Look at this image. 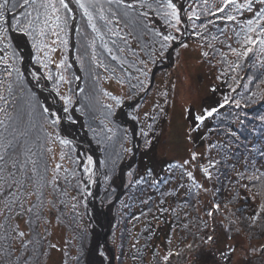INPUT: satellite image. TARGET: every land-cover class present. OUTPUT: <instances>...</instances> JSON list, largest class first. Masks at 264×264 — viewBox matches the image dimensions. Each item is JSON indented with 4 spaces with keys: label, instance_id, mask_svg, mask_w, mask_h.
I'll return each mask as SVG.
<instances>
[{
    "label": "snow or ice",
    "instance_id": "6c2138e0",
    "mask_svg": "<svg viewBox=\"0 0 264 264\" xmlns=\"http://www.w3.org/2000/svg\"><path fill=\"white\" fill-rule=\"evenodd\" d=\"M198 7L200 11H197ZM244 13L249 16L241 23L238 17ZM208 17L220 20L225 25L219 29L221 34L238 45L225 44L231 56L235 57L228 65L232 72L237 73L232 77L233 84L239 86L238 72L251 57H255L260 67L264 68V0H212L211 4L209 0H202L200 4L192 0L187 7L177 0H0V264H48L51 250L61 251L57 244L49 240L53 221L60 224L61 209L68 206V187L61 186V173L67 185L71 172L80 185L78 196L87 195V185L83 181H91L93 177L91 156L82 161L78 156L73 157L70 151L63 150L69 148L71 141L56 131L60 120L51 118L55 113L39 106L34 97L29 96L25 101L23 73L18 67L24 59L22 49L30 47L32 62L40 68L49 69L50 65H54L55 75L49 70L45 76L63 100V112L67 114L72 106V98L60 93V85L72 83L65 73L73 65L68 63L64 52L69 49L73 33L77 41L74 45L77 49L76 59L82 71H88L99 80L102 77L98 69L112 74L125 68L135 69L139 75L135 77L136 84L132 87L145 91L149 64L156 63L177 41L176 33L180 32V25L185 19L192 23L195 31L197 27L207 29L208 24L215 23ZM196 21L200 23L196 24ZM229 23L235 25L231 34L227 31ZM181 46L188 47L183 43ZM57 52L60 53L59 60L54 58ZM201 54L208 55L207 52ZM251 66L255 68L256 64L252 63ZM74 78L80 79L78 75ZM112 78L107 77L109 80ZM247 81L243 84L246 90L255 86L257 91L253 92V96H264V87H261L264 79L249 75ZM116 83L123 87L125 81L117 78ZM229 87L231 91H236V87ZM17 89L21 93L19 96ZM104 95L114 101V105L105 106L110 110L122 104L119 96L109 92H104ZM231 100L232 97L224 96L219 107L223 108ZM234 102L239 107L240 102ZM217 112L218 108H210L197 114L194 117L195 129H199L207 118ZM144 115L154 122L157 119L155 114ZM132 118L139 119L138 115ZM68 119L72 120V117L69 115ZM148 129L151 131L152 125H148ZM195 129L190 130L189 138ZM143 135L147 137L148 132H143ZM108 138L111 139V136ZM145 143L150 141L146 139ZM57 144L61 149L58 159L54 147ZM64 161L69 163V167L64 166ZM197 161L198 153L193 151L183 165L171 167L184 168ZM220 163L219 160L209 159L207 166H199V171L205 179L211 180L213 172L210 169ZM72 165L82 166V173ZM185 172L192 181V187L204 190V185L197 183L193 171L185 168ZM239 177H246L249 181L248 185L242 187L252 193L253 200L256 201L257 197L260 199L253 213L246 218L248 242L241 248L234 243L227 244L219 251L217 264H228L237 253L243 254L244 264H264V243H251L255 234L252 230L259 227L264 234V171L239 173ZM253 188L258 190L253 192ZM78 196L71 197L75 201L71 204L73 210L79 202ZM212 207L219 210L220 205L213 204ZM214 214L212 210L207 213L210 217ZM207 227L205 222L204 228ZM227 231L239 235L243 230L229 227ZM201 239L210 247L216 244L214 230ZM187 247L191 249L192 245ZM64 255H68L66 250ZM99 255L104 257V252L100 251ZM172 255L169 252L163 257L165 264ZM75 259L79 264V257Z\"/></svg>",
    "mask_w": 264,
    "mask_h": 264
},
{
    "label": "rangeland",
    "instance_id": "374dc122",
    "mask_svg": "<svg viewBox=\"0 0 264 264\" xmlns=\"http://www.w3.org/2000/svg\"><path fill=\"white\" fill-rule=\"evenodd\" d=\"M180 1L177 0L178 3ZM187 23L188 36L182 40L185 31L182 30L181 24V30L176 33L178 39L175 42L187 44L188 47L184 48L181 44L176 47L173 50L172 61L168 62L169 66H165L164 70L159 69H163L161 66L167 64L165 55L154 63V68H156L154 75L157 73L154 80V114L159 119L163 110L167 109V115L163 123H158L157 120L154 122V140L148 151L152 154H147L145 151L147 158H144V152L141 153L149 144L145 143L146 139L151 142L149 136L143 135L144 129L147 127L144 120L146 108L136 109V105L144 96L145 91L125 102H133L139 97L136 103L126 109V114L130 119H133V115L140 117V119H133L138 126L137 154L134 156L133 140L126 129L128 126L122 123V119L117 114L125 103H122L120 107H112L111 110L105 107L114 105V101L110 97H106L104 92L119 96L121 99H130L126 88L121 87L114 80L102 77L100 83L95 84L90 90L83 89V99L82 97L76 99L78 80H75L71 73V70L75 73V67L69 57L70 45L69 49L65 50L68 63L73 65L65 75L72 80V83L61 84L60 93L72 98L71 108L74 106L76 113L81 116L86 133L96 149L100 169L97 203L105 209L116 199L110 209L112 220L107 234L108 244L114 250V264H165L163 257L169 252H172L173 255L169 257L167 264H217L219 251L227 244L234 243L237 248H241L248 242L246 234L249 229L246 218L253 213L260 197L254 201L252 193L242 187L245 184L239 177V170L244 167L239 166V169L236 167L231 169L232 160L226 152L208 151L205 144L196 146L189 138L190 130H188L189 126L186 120V109H189L192 114L201 112L206 104H209L215 97V93L210 90V87L211 85L217 86L218 81L215 79L213 66L208 64L207 59H203L201 54L203 51L198 38L191 39L190 23L188 21ZM76 55L77 52L75 53L74 50V60L79 69L80 75L78 76L81 82L84 72L81 70ZM54 58L59 60L60 53H55ZM19 66L21 67V64ZM37 66L40 68L38 64ZM258 69L263 71L260 66ZM40 70L53 90L52 82L47 79L45 72L50 70L55 75L54 65H50L49 69L40 68ZM23 79L27 82L26 77ZM29 87L24 86L25 101L31 96L35 98V102L41 103L39 106L46 107L38 96V92L34 91L30 85ZM249 93L250 96L238 97V93L235 91L236 96L231 101L233 106H236L234 101L240 102L239 110L243 115L247 113V109H255V112H260V108L264 110V106L260 105L264 101V96H253V93ZM17 95H21L19 89H17ZM58 97L64 106L63 100L59 95ZM217 97H220L219 93H217ZM79 105L78 111L76 107ZM42 107L40 111H42ZM110 112L111 114H109ZM86 113H89L88 115L91 117H87ZM69 115L72 117L70 111L67 113V118ZM69 121L75 120L72 117V120ZM87 123L90 124L89 130ZM109 129L112 131L109 132ZM109 136L111 139L108 138ZM192 136L194 142H198V137L191 131ZM224 139L222 137L221 141H225ZM54 147L58 159L61 149L58 144ZM261 147L264 149V143ZM125 148L129 151H125ZM63 150L70 151L73 157L78 156L75 148L73 150L69 146ZM233 150L236 148L234 147ZM193 151L198 153L196 163L184 168L170 167L167 169L163 167L165 162L172 160L178 162V165H183L185 160L190 159ZM138 153L142 154L140 158ZM221 156L228 157V160H220ZM78 158L83 161V154L81 153ZM138 158L139 165L136 167ZM209 159L221 161L216 168L210 169L213 172L211 180L205 179L199 171V166H207ZM63 163L66 168L69 167L67 161ZM255 163L264 170V156L263 162L260 159ZM124 164H128V167L125 168ZM252 165L255 167L254 164ZM72 167L82 173V166L72 165ZM121 168L126 170L120 189L118 176ZM136 168L138 169L136 170ZM149 168L151 171H148ZM185 168L193 171L197 183L203 184L204 190L192 187V181L188 179ZM166 175L168 176L165 179ZM161 176L166 183L158 187L159 182L156 179ZM86 182L87 180L83 181L84 184ZM61 186L68 187L66 215L76 213L77 221L75 226L71 225L73 222L69 219H62L58 225L55 220L53 221L54 226L51 229L52 235L49 240L57 244L61 251L51 250L48 264H65V261L67 264H77L76 257H79L80 263L83 261L82 264H88L89 258L90 261L92 260L89 252L95 232L89 218V214L92 212L87 202V196H78L77 189L80 185L73 179L71 172H69V183L66 185L65 182H62ZM241 188L245 189L242 190L244 195L238 193ZM72 196H78L79 200L75 210L71 208V204L75 202L71 200ZM213 204H219V210L213 209ZM209 210L215 213L213 217L207 215ZM161 217L164 218V221ZM78 218L80 219L78 220ZM205 222H207V228H204ZM163 224L166 225L165 230L162 229ZM229 227L233 229L240 227L243 231L236 235L234 231H227ZM156 230L160 231L158 236L154 234ZM213 230L216 244L210 247L203 243L201 237L206 238L208 234L213 233ZM252 231L255 234L251 243L253 245L264 243V234L261 233V229L257 227ZM161 232H165V234ZM230 236L233 239H229ZM189 244L192 245L191 249L187 247ZM103 249L100 250L104 252L103 264H108L109 254L104 247ZM65 250L68 253L67 256L64 255ZM142 253H144L143 258ZM228 264H244L243 254L233 255Z\"/></svg>",
    "mask_w": 264,
    "mask_h": 264
},
{
    "label": "trees",
    "instance_id": "16d2710c",
    "mask_svg": "<svg viewBox=\"0 0 264 264\" xmlns=\"http://www.w3.org/2000/svg\"><path fill=\"white\" fill-rule=\"evenodd\" d=\"M192 0H186L185 1V7H187L188 3H191ZM212 0H209V3L211 4ZM202 3V0H197V4ZM193 6H196L195 4ZM197 11H200L199 7L197 8ZM249 14L244 13L243 15L238 17L239 22H243V20L247 19ZM203 19V16H202ZM208 19H211L215 21L213 24H208L207 29H201L197 27L195 31H193L192 23H190V29H191V39H197L198 42L200 43L203 52H207V56H203V59L206 60L210 66H213V71L215 73V79L218 81L217 86L216 85H211L210 90L215 93V97L210 101L209 104H206L204 109L199 112V113H190L189 109L186 113V120L188 122V130L195 129V119L194 117L197 114H202L205 109H210V108H218V112L213 115V117H209L205 120L203 125L199 129H195L192 132L194 135L198 137V142H194V137L192 136V142L197 146V145H206V148H208V151H216L218 153L221 152H226L230 157L231 161V169L234 167L240 168L239 166H242L244 168H241L239 170L240 173H245V174H251L253 170H256L257 173L264 171L262 168H259L256 165V161L261 159V162H263V156H264V149L261 147L262 143H264V110L263 108H260V112H255V109H247V113L243 115L239 107L233 106L232 100L228 103L225 104L223 108H220L219 105L223 102L224 96L228 95L230 97L235 98L236 94L235 92L231 91V88L229 85L236 86V92L238 93V97L242 96H250V93L255 92L257 89L253 90L256 88L255 86L251 87V90H246L243 87V84L247 83V76L251 75L254 78L259 77L260 79H264V68L263 71H260L258 69V66H260L259 61L255 59V57H251L248 62H245L244 66L242 69L239 70L238 72V77L239 79V86L236 84H233L232 77L237 76L236 72H232L229 69V63L235 60V57L231 56L229 53L228 48L225 46L226 43H231L233 47H238L236 43H234L233 40H227L225 35H222L221 32L219 31L220 28L225 27V25L218 20L215 17H208ZM199 21H196V24H199ZM235 27V25L229 23L227 25V31L229 34H231L232 28ZM202 33V35H199ZM213 37H216V39H213ZM74 40L76 44V36L74 34ZM224 42V43H222ZM211 44L212 47H208V45ZM71 47V46H70ZM171 47V46H170ZM169 47V48H170ZM75 53L77 52V49L74 47ZM2 55V53H0ZM64 55H66V51L64 52ZM145 58H147V53L144 54ZM252 63L256 64V67L253 68L251 66ZM37 65V64H36ZM154 64H149V73L148 77L146 80V85L145 88L147 89L144 96L139 100L138 104L136 105V109L141 110L143 107L146 108V113L151 116L154 114V80L157 75H154V80L152 82V85L148 88L149 86V80H150V73L152 70V67ZM18 67H20L18 65ZM85 67L87 68V62L85 63ZM163 69L159 70H164L166 67H162ZM21 72L22 68L20 67ZM158 70V71H159ZM100 76L101 77H108L112 76L113 78L111 80H114L116 82L117 78H123L125 83L124 87L126 88V92L129 95L130 99H122V103H125L128 100H132L134 97H136L138 94H140L142 91H140L138 88H133L132 85L136 84V79L135 77L139 75L135 71V69H129L125 68L123 71H118L115 74L112 73H104L103 70L98 69ZM84 75H82L81 82L79 84V87L76 89V99H83V94L80 91V89H87L90 90L91 88L94 87L95 84H99L100 81L103 79L97 80L94 76H92L88 71H83ZM82 72V73H83ZM71 73L73 74V77L76 74L74 73L73 70H71ZM222 73H226L222 75ZM23 74V78H24ZM219 77V78H218ZM143 78V77H141ZM75 79V78H74ZM76 80V79H75ZM76 83V82H75ZM77 85V83H76ZM23 86H26L27 88H30L28 83L24 81L23 79ZM261 87H264L261 86ZM217 93L220 94V97H217ZM223 93V94H221ZM127 95V96H128ZM38 100V99H37ZM38 105L41 103L36 102ZM261 107L264 106V101L260 103ZM236 107V108H235ZM80 105L76 107V109L79 111ZM108 108V107H107ZM89 113H86L87 117H91L88 115ZM167 115V109H164L163 112L160 114L159 119H156L158 123H163L165 116ZM140 119V117H139ZM144 120L147 123V127H145V131H147L148 125H152V130L149 131L148 129V136L151 138V142L148 144V146L141 152L144 155V158H147V154H152V152L148 153V151L151 149V145L153 144L154 140V121H152L149 118H146L144 116ZM116 124L115 122H113ZM88 125V130L90 129V124L87 123ZM126 129L129 131V134L132 138V134L129 130L128 127ZM57 132L59 133V129L57 127ZM230 133V135H229ZM60 135V134H59ZM224 137L225 141H221V138ZM252 142V143H250ZM211 145H216L217 147H210ZM70 147L72 149L75 148V146L71 143ZM236 148V150H233V148ZM76 149V148H75ZM254 150V151H251ZM146 151V153H145ZM141 153L139 154V158L142 155ZM139 158L138 161H136V167L139 165ZM245 159V160H243ZM220 160H228V157L226 156H221ZM145 165V163H142ZM226 164V163H224ZM254 164L255 167L252 165ZM171 165H178V162L175 160L165 162L163 167H166L167 169L171 167ZM180 165V164H179ZM223 165V164H221ZM226 166V165H224ZM138 168H136L137 170ZM148 171H151L150 168ZM232 171V170H231ZM146 172V171H145ZM144 172V173H145ZM63 173H61L62 179L61 183L65 182L63 180ZM148 175V174H146ZM146 175H144L146 177ZM169 175V174H168ZM165 176L166 177L168 176ZM165 179H163V176L160 178L156 179L159 183L157 184L158 187L166 183ZM245 185L249 184V181L245 177L242 179ZM245 189H240L238 191L239 194L244 195L243 191ZM258 189L253 188L252 191L256 192ZM68 207H63L61 210V216L62 219H69L73 223L71 225L75 226L76 225V213L68 214L66 215ZM158 217V216H157ZM159 218V217H158ZM164 221V218L161 217ZM80 218H78L79 220ZM169 225V222L167 223ZM166 225L163 224L162 229L165 230ZM161 229V230H162ZM157 231V230H156ZM154 232L158 236L160 231ZM165 234V232H161ZM155 245V243H154ZM144 252V248L142 250ZM142 258L144 257V253L141 254ZM83 261L79 264H82Z\"/></svg>",
    "mask_w": 264,
    "mask_h": 264
},
{
    "label": "water",
    "instance_id": "95a60500",
    "mask_svg": "<svg viewBox=\"0 0 264 264\" xmlns=\"http://www.w3.org/2000/svg\"><path fill=\"white\" fill-rule=\"evenodd\" d=\"M179 3H184V0H181ZM182 30L185 31L184 35H183V39L185 37L188 36L189 34V29H188V23L187 20L185 19V21L182 23ZM181 40V41H182ZM181 43L180 42H174L171 47L168 49V51L165 54V60L167 62V64H163L161 67H165V66H169L168 62L172 61V54H173V50L178 47ZM74 45H75V40H74V33L71 35V40H70V53H69V57L71 60V63L74 65L75 67V72L77 75L79 74V69L75 63L74 60ZM23 62L21 63V68L22 71L26 77V80L28 82V84L31 86V88L38 92V96L41 98V100L43 101L44 105L49 108L51 110L52 113H55V115H53L51 118L52 119H58L60 120V124L58 125V129H59V134L61 137L65 138V139H69L73 145L75 146L76 150H77V155L79 156L81 153L87 156H91L93 158V177H92V182H90L91 185H93L95 188L94 190V203L97 206V208L99 209V211H101L104 215H108L109 212L111 213L110 209L111 207L114 205V202L116 199H114V201L108 205L105 209L102 208V206H99L97 203V195H98V186H99V179H100V169H99V160L97 157V152L96 149L94 147V145L91 143L87 133H86V129L83 126L82 120H81V116L78 115L75 111L74 106L71 108L70 113L73 117V119L75 121L71 122L68 120L67 118V114L63 112V106L61 104V101L58 97V95L50 88L48 81L45 79L43 73L41 72L40 68L35 65L32 62L31 59V49L30 47L27 48H23ZM156 71V68H154L152 70V74H151V79H150V84L152 83L153 80V75ZM33 73H36L35 76H33ZM80 84V79L77 81V88L79 87ZM139 100V97L136 98L133 102H128L125 105L121 106L120 109L118 110L117 114L118 116L122 119V123L124 125H127L130 128L131 134H132V140H133V146L132 149L134 150V156L137 154V147L136 144H138V137H137V129L138 126L136 124V122L133 119H130L127 114H126V109L127 107L133 105L134 103H136ZM125 168L128 167V164L124 166ZM121 168L118 179L120 182H118V184H120V189L122 187L123 184V174H121L122 172ZM122 175V178H120V176ZM88 181L86 182L87 185ZM87 196V202L89 205V198L88 195ZM109 211V212H108ZM112 217L110 215V219L106 218V222L105 224L98 228L97 230V234L99 236V241L101 242L102 246L107 250L108 254H109V260H108V264H114L113 258H114V250L112 247L109 246L108 241H107V234L109 232V226L111 223ZM95 232V231H94ZM93 238H92V244L90 247V252H89V256L91 255H95V249L93 246V241L95 238V233H93ZM98 264H103V259L100 256L98 258L97 261ZM88 264H93L92 260L90 261V258L88 260Z\"/></svg>",
    "mask_w": 264,
    "mask_h": 264
},
{
    "label": "bare ground",
    "instance_id": "6f19581e",
    "mask_svg": "<svg viewBox=\"0 0 264 264\" xmlns=\"http://www.w3.org/2000/svg\"><path fill=\"white\" fill-rule=\"evenodd\" d=\"M88 156L87 155H84L83 156V160H86ZM125 166V164H124ZM125 168L123 169V173L125 174ZM92 172H93V166H92ZM120 178H122V175L120 176ZM90 182L92 181H88L87 183V195H88V198H89V207L91 209V214H89V218H90V221L93 225V229L95 231V238H94V241H93V246H94V249H95V255H92V262L93 264H98L97 261H98V258L100 257L99 255V252L100 250H104L103 249V246L101 244V242L99 241V236L97 234V231L99 230L98 228L102 227L105 222H106V218L110 219V215L111 213L109 212V214L106 216L104 215L101 211H99V209L97 208V206L95 205L94 203V186L90 184ZM96 189V188H95ZM98 229V230H97Z\"/></svg>",
    "mask_w": 264,
    "mask_h": 264
},
{
    "label": "flooded vegetation",
    "instance_id": "af4514ba",
    "mask_svg": "<svg viewBox=\"0 0 264 264\" xmlns=\"http://www.w3.org/2000/svg\"><path fill=\"white\" fill-rule=\"evenodd\" d=\"M153 69H154V66L152 67V70H153ZM152 70H151V73H150V79H151ZM153 80H154V79H153ZM153 80H152V82H153ZM151 85H152V83H151V84L149 83V87H150ZM149 87H148V88H149ZM146 90H147V89H146ZM146 90H145V92H146ZM127 103H128V102H127ZM125 104H126V103H125ZM125 104H124V105H125Z\"/></svg>",
    "mask_w": 264,
    "mask_h": 264
}]
</instances>
